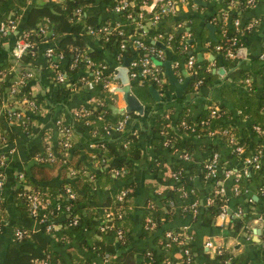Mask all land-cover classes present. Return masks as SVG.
Instances as JSON below:
<instances>
[{
    "label": "crops",
    "instance_id": "1",
    "mask_svg": "<svg viewBox=\"0 0 264 264\" xmlns=\"http://www.w3.org/2000/svg\"><path fill=\"white\" fill-rule=\"evenodd\" d=\"M48 1L27 0L25 9ZM246 1L248 8L241 17L242 23H245V29L241 40L234 49V55L228 58H221L217 50L210 46V43L219 36V32L216 31L218 17L223 14L224 10L237 13L234 8H232L234 10L227 9L225 0H188L174 6L177 12L174 11L175 14L170 22L171 24L181 22L182 27H177L175 23L172 30H175V33L179 32L178 40L183 32H189L188 37L184 38V43L188 45L185 50L187 55H192L194 61L204 60L208 69L213 73V77L206 84L193 83L191 90L185 91L188 80L195 75L196 71L187 67L185 62L187 55L184 56L179 51V45L172 41L170 45H165L164 58L158 62L163 68L165 83H168L162 89L157 87L160 95L158 100L154 99L148 87L145 89L144 85L133 82L128 76V71L126 73L128 79L126 81L121 80L120 68L123 66L124 57L119 59L117 51L114 52V50L111 51L96 42L93 43L94 48L98 49L108 68L115 75L114 94L112 97H106L110 113L113 116L123 114L118 109L127 106V103L123 97V92L116 89L126 83L131 84L133 94L143 105L141 113L134 110L124 112L130 114L126 126L137 137L136 145L139 147L140 157L134 162L135 167L128 180L135 185V195L131 200V208L127 211L129 220H127L126 225L129 242L127 246L120 247L118 252L124 251L127 247H133L134 264H148L144 262V252L146 249L157 246L154 240L155 234L143 231V217L150 200L153 198L158 201L160 193L165 189L172 188V182L168 180V177L172 174L174 165L180 164L184 172L183 178L198 189L200 196L198 199L201 201V196L209 190L214 181L209 182L207 178L200 180L199 168L212 153L217 154L218 174L215 183L219 182L222 187L221 195L224 198L226 209L232 212L239 208L241 216H245V227L237 232L225 233L223 229L228 225L229 217H221L217 214L211 225L204 226L194 223L192 221L194 215L191 212L188 215L185 214L177 206L172 207V219L167 225L182 229L185 240L188 239L191 243L192 257L196 264H224L214 257L211 249L206 248L205 240H211L231 255L237 256V264H264L263 175L259 174L257 178L245 176L251 165L247 164L243 157L236 154L222 136L209 133L188 135V133L187 136L192 139V146L191 149H188L186 145L187 157L184 159L180 156L179 150L176 151L166 146L159 148L154 137H160V134L155 135L150 128L154 115L166 110L168 114L172 112L171 124L176 129L177 113L186 103H188L191 118H195L203 108H220L224 113L223 120L227 124L228 130L237 128L238 131L246 133L250 143L255 141L261 143L259 158L261 163L264 162V137L254 130V124H252L253 120L260 119L259 113L264 114V75L258 72L259 66L264 63V0ZM100 12L101 7L98 4L94 3L88 6L87 13L98 14ZM101 14L103 15V13ZM112 14L116 18L119 12L115 11ZM114 20L116 22L119 19ZM24 26L25 18L20 15L16 27L0 39V66L10 64L9 68L5 70L4 77L5 80L12 79V82L23 71L33 72L31 79L28 78L26 86H29L30 95L40 101V108L31 118V129L27 133L21 129L17 119H6L3 114V109H6L7 105L10 106V104H13V107L24 109L26 105L23 101H19L23 98H15L14 94L9 91L1 98L0 120L3 119L7 123L8 128L15 133V137L10 145L0 146V152L4 154L5 158V164L2 166L4 179L0 186V201L2 203L0 209V264H4L7 246L14 241L13 231L16 226L23 225L36 231L41 228L38 220L25 218L24 212L14 195L19 186L18 174L23 168H29L30 162L36 161V158L28 157L30 147L33 145H37L41 149L47 146L54 147L59 137L56 119L62 118L72 126L71 148L77 152L79 159L91 166L93 165L94 154L92 153L91 158L90 152L99 150L96 144L89 140V134L92 135L89 127L74 115V110L90 102L91 95L81 87L78 89L71 87V83L77 77H70V79L68 77L64 81L56 79L54 70L44 53L46 47L52 45L51 42L42 36L36 45L35 62L28 60L27 64L15 63L11 49ZM148 26L151 25L146 24L144 29L150 28ZM91 48L92 46H90ZM174 53L176 54L175 57ZM167 59H170L176 80L183 81L185 79L186 81L182 87L181 96H179L181 97L180 100H175L178 97L175 95L174 85L169 82L165 74L164 62ZM245 72H248L249 75L243 76ZM245 77L249 79V84L244 81ZM64 85H67L69 94L62 100L57 96V91ZM22 86L18 88V91L21 92ZM250 87H253L251 92H249ZM113 133L116 135L119 132L111 130L105 135L111 137ZM89 155L91 159H89ZM158 157H161L162 161H154ZM152 161L156 162L155 165H161V169L153 171L150 168ZM226 172L227 175L224 174ZM236 175L242 180V183L240 187L237 185L238 190L234 192L232 185L234 182L236 183L234 180ZM53 181H58V179ZM120 183L121 181L117 179L111 187L102 188L98 184L92 186L91 192L96 195V205L100 207L104 199L113 194ZM59 219L60 217H56L55 221ZM58 227H60V223L56 222L54 228ZM191 230L193 236L188 232ZM49 238L53 241L52 234ZM52 245L55 246V243L52 242ZM57 249L67 264H74L68 256L69 250H75L84 256L89 255L86 249L79 245L77 238L57 247ZM174 256L177 254L174 253ZM228 263L229 261L225 264Z\"/></svg>",
    "mask_w": 264,
    "mask_h": 264
},
{
    "label": "trees",
    "instance_id": "2",
    "mask_svg": "<svg viewBox=\"0 0 264 264\" xmlns=\"http://www.w3.org/2000/svg\"><path fill=\"white\" fill-rule=\"evenodd\" d=\"M117 0H60L48 2L40 5H32L28 9H25L27 0H0V21L6 19L9 15L15 17L18 21L20 15L25 18V26L23 30L37 28L38 25L47 26V33L45 37L51 42L53 48L56 51H62L64 53V59L60 63V68L69 77H78L85 73L90 75L88 71L84 68V63L80 62L76 67L71 68L70 63L74 58L76 50H87V53L95 60L106 62L101 56L97 48H94L93 43H97L105 48H109L111 51H118L120 42L122 39H126L129 33H132L136 26L137 17L135 16L137 12L143 11L145 18H149L150 14L155 8H158L162 0H129L133 4L128 5L121 12H119L118 17L115 18L112 12V6ZM238 2L233 5L232 8L238 10L237 13L226 12L218 17L216 20V31L219 32L217 39H214L210 43V46L220 44L225 47L230 43L232 37H236L237 40H241V36L244 32V24L242 23L241 17L244 11L248 8L246 0H237ZM148 6H145L144 3ZM98 4L101 7V12L98 14L87 13L88 6L91 4ZM228 0H225V6L227 9ZM77 8H81V13L76 12ZM233 9V10H234ZM177 12V10H175ZM174 13L163 15L157 24L152 25L146 31L145 41L147 43H152V35L157 32H173V40L177 41L178 33L174 32L173 24L170 20L174 16ZM103 13V15L101 14ZM131 13L135 16L133 18H126V14ZM237 16L239 18V29L236 30L232 24V19ZM119 19V22H124L121 26L124 33L119 34L117 29L111 30L108 34V39L105 40L103 37H96L86 32V26L88 25H102L104 23H109L113 19ZM170 24V25H169ZM3 36L0 34V39ZM30 38L37 45L40 42V35L32 32ZM127 41V48L123 51V57H131L134 55V50L130 46V41ZM189 42V40H188ZM158 48H165L161 41L153 42ZM90 46L92 48L90 49ZM36 51V46L34 47ZM175 52V51H174ZM217 52L220 54L221 58L224 57L221 49ZM183 55H187V51L183 52ZM176 54L174 53V57ZM36 57V52L27 53L20 59L21 63L27 64L28 60L33 62ZM196 73L192 76L186 86L185 91L191 90L194 81L197 78H201L200 85L206 84L212 80L213 73L208 69L206 62L204 60L194 61ZM10 64H4L0 66V105L1 98L6 92H10V87L13 84L12 79L5 80L6 69H8ZM258 72L264 75V63H262ZM249 75L245 72L243 76ZM11 80V81H10ZM27 83L21 87V92H14L15 98H32L36 99L30 95L29 86ZM168 83H164L163 87H166ZM143 86V85H142ZM20 87V86H19ZM18 87V88H19ZM145 89L148 87L144 85ZM67 85L62 86L57 91V96L59 99H64L68 96ZM86 90L91 97L93 96H106L111 93L110 89H102L100 84H96L92 90ZM253 91V87H250L249 92ZM251 94V93H250ZM181 97L175 98V100H180ZM37 104H40L38 99L35 100ZM104 107L108 110V104L105 102ZM170 107V106H169ZM18 107H13L10 104L9 111L12 113L11 118H9V113L7 109H3V114L6 119H15L13 112L18 110ZM169 109V108H167ZM188 103H186L177 113L176 117V129L172 127V112L167 117L165 115L166 110L156 113L153 117L150 128L153 133L160 134V137L156 136L157 145L160 148L166 147H176L177 149L185 150L186 145L188 149H191L192 139L191 134H203L212 131V134L222 136L226 138L225 134L220 132L221 129L226 128L227 124L224 122V113L219 108L217 109V115L209 116L210 108H203L195 118H191L190 112L188 110ZM255 112V110H254ZM35 112H29L24 115L23 123H19L21 129L25 132H29L31 129V118ZM260 114L259 120H253L252 124H257L264 131V114ZM119 115L113 116L111 113L105 115V119L97 120L93 119L92 125L96 128L97 133L95 135L89 134V140L91 142H104L105 148L95 150L91 153V158L93 156V161L91 166L86 165L85 161L77 157V152L74 151L69 145L67 148L63 147L58 143L59 138L56 140L54 147L51 149L54 153V158L52 160H38L36 158L35 162H30L29 168H23L21 170L22 179H19V186L15 190L14 195L22 211L24 212L25 218H32L28 211L27 198L21 194L24 190L20 185H28L30 189L41 191V195L48 199L51 204L61 201V207L57 210L59 220L55 221L56 217L49 214V221L54 223L59 222L60 227L52 228L51 230H46V224L40 223L41 228L36 230H31L30 228L18 225L16 227L25 228L28 230V235L22 239H15L12 243L7 246V251L4 257V264H54L59 261L61 264H67L63 259L61 253L57 247L62 246L74 238L79 240V245L86 249L89 255L84 256L75 250H69L68 256L71 258L74 264H134V248L127 247L124 251L118 252L120 247H125L128 244V227L126 225L127 220H129V215L127 211L131 208V200L135 195L134 183L128 181L131 177L132 171L135 167V163L140 157L139 147L136 145L137 137L136 135L126 128L117 133H113L111 137H106L103 129V125L108 120H114ZM185 120L187 123H191L195 127V131H191L180 124L181 120ZM204 123L200 121L204 120ZM10 120V121H11ZM18 121V119H17ZM233 137L235 144H240L243 146L241 157L249 156L253 153H259L260 142L249 141V137L245 132L238 131L237 128L229 130ZM185 133V134H182ZM14 134L7 126V123L1 119L0 120V146L10 145L14 140ZM264 137V135H262ZM165 139L168 140L164 144ZM126 141H129L127 145H124ZM184 144V148L182 147ZM44 146V145H43ZM42 146V147H43ZM46 147L42 148L37 145L30 147L28 152V157H36L37 155H44ZM187 150V149H186ZM189 151V150H187ZM93 153V154H92ZM2 153L0 152V155ZM107 158L106 161H101V157ZM238 156V155H236ZM90 155H89V159ZM114 161V162H112ZM154 161H162L161 157L156 158ZM152 161L151 169L157 171L161 169V165H155L156 162ZM264 165V162L262 163ZM203 165V164H202ZM199 168V179H206L205 171L203 166ZM125 166L126 171L119 177L112 175V169L115 167ZM70 168L75 170L74 173L70 171ZM180 170L178 176L169 175L168 180L172 182V188L165 189L159 194L160 199L157 201L152 198L150 203H148L147 211L144 213L142 227L143 231L151 234H155L154 240L157 246L146 249L144 252V262L148 264H165L166 259H170L173 264H196L193 261L192 249L190 241L184 237L182 229L177 226L170 227L167 225L172 219V207L177 206L180 211L185 214H190L191 207L189 203L196 202V213L192 218L194 223L209 226L213 223V219L220 209V205L224 203V198L220 193H216L215 178H207V181H214L213 185L201 196V201L198 197V189L191 183L185 181L183 178V169L180 164L174 165L172 172ZM259 174L264 177V171L262 168L256 169L252 165L246 173L245 176L257 178ZM58 179V181H53ZM121 181L120 185L117 187L113 194L108 195L101 206L96 205L95 199L96 195L91 192L92 186L98 184L102 188L111 187L117 181ZM242 180L238 177L235 185L240 187ZM66 186H70L74 192V197H68L66 194ZM121 188H127L128 192L124 196L123 201L116 199V194ZM182 190L186 192L185 196L181 195ZM206 197H210L211 201L206 203ZM172 201V204L170 202ZM65 204L70 205V209L65 208ZM0 201V209H1ZM112 209L114 211L122 210L123 217L114 218L115 228L120 226L123 228L124 237L123 239H118L116 237L115 229L101 230L100 225L102 223V218L104 217L105 211ZM74 218L77 219L73 222ZM147 218H151L155 222L153 228H146L145 223ZM245 216L233 217L229 220L228 225L224 227V232H237L239 229L245 227L244 223ZM167 230H172L174 232H179V238L181 242L177 243L174 241L170 242V245H166L168 239L165 237V232ZM193 236V231H188ZM50 234L53 235V241L50 240ZM55 243V246L52 245ZM117 244V246H116ZM187 248L188 252L183 253V248ZM147 251H151V255H147ZM105 253L109 254V259L103 261V255ZM174 253L177 256H174ZM214 257L219 261L223 262L224 259H228L230 264H237V256L231 255L227 250L222 248L220 253H213ZM228 263V264H229ZM223 264V263H222Z\"/></svg>",
    "mask_w": 264,
    "mask_h": 264
},
{
    "label": "built area",
    "instance_id": "3",
    "mask_svg": "<svg viewBox=\"0 0 264 264\" xmlns=\"http://www.w3.org/2000/svg\"><path fill=\"white\" fill-rule=\"evenodd\" d=\"M53 1H60V0H53ZM188 0H162L159 4L158 8H155L152 13L150 14L149 18H145V14L143 11L137 12L135 15L137 19H135V16H133L131 13L126 14V18H133L136 20V26L132 33H129L127 35V38L130 41V46L135 51L134 55L131 56L129 63H128V76L129 78L139 85H149L153 84L156 88L160 87L159 89H162L164 83H165V75L163 73L162 66L158 63L160 60L164 58V52L165 48H158L153 43L154 41H161L164 46L170 45L173 40V32H157L152 35V43H147L145 41V35L146 31L144 29V26L146 24L155 25L158 23L159 19L165 15L174 13L175 8L174 6L178 3H185ZM238 1L237 0H228V8L232 9L233 5H235ZM133 4V2L129 0H117L116 3L112 6V10L115 12H121L124 8H126L128 5ZM145 6L148 4L145 2ZM233 10V9H232ZM76 12L78 14L81 13V8H77ZM227 10H224L223 14H225ZM238 12V10H236ZM124 22L119 21H112L109 23H104L102 25L98 26H92L88 25L86 26V32L96 36V37H103L105 40L108 39V34L111 30L117 29L119 34H123L124 31L122 29V25ZM232 24L234 25L235 29L238 30V24H239V18L235 16L232 19ZM17 25V19L12 16H8L6 19L0 21V34L2 36L7 35L11 30H13ZM148 26V27H151ZM177 27H182L181 22L176 23ZM32 32H35L36 34L40 35V37L45 36L47 33V26L44 25H38L37 28L27 29V30H21L18 37L15 39L14 44L11 49L12 57L15 61V63H20V59L23 55L29 53H34L36 46L35 42L30 38V35ZM189 32H183L180 35V39L175 41L177 43L179 51L183 53L188 45L184 43V38L188 37ZM125 38L122 39L119 45V49L117 51V57L121 59L123 57V51L127 48V40ZM239 43L236 37H232L229 44H227L225 47L222 48L220 44L214 45V48L216 50L221 49L223 52L224 57H232L234 55V49L236 45ZM45 55L47 60L50 63L51 68L54 70L55 77L58 81H64L65 79H68V76L66 73L61 70L60 63L64 59V53L62 51H56L53 48V45H49L45 49ZM74 58L72 62L70 63V67L74 68L76 67L80 62L84 63V68L90 75H87L85 73L81 74L77 77L75 81L71 83V87L74 89L83 88V89H89L92 90L96 84H100L102 89H110L111 94L106 96H93L90 99V102L86 105L81 106L80 108L74 110V115L76 118L83 121L85 125H87L91 131L92 135H95L97 133L96 128L92 125L93 119L96 118L97 120H103L105 119V115L109 114V110L104 107L105 102H107L108 96L112 97L114 94L113 92V86L115 83V75L113 71H111L108 68V65L106 62L97 61L93 59L88 53L87 50H76L75 54L73 55ZM186 65L187 67L195 69V63L194 58L192 55L186 56ZM33 73L31 71H23L12 83L10 87V93L13 94L14 92L18 91V87L21 85H24L25 81L31 77ZM201 81V78H197L194 81V84H199ZM244 81L249 84V79L247 77L244 78ZM20 102L23 101L24 104H26V109L23 110V108H19L15 112H13V115L15 116V119H18V122L23 123V117L25 114L30 112L37 113L40 106L33 101L32 98L23 97V99H19ZM7 111L9 118H11L12 113L9 111L10 106H7ZM217 108L210 107L209 116L217 115ZM166 116H168V113H165ZM130 119V114L123 113L120 114L119 117L116 119L108 120L103 125L104 133H110L111 130H117L118 132L123 131L126 128L127 122ZM205 119L200 121V123H204ZM56 124L59 129V140L58 143L62 145L63 147H68L71 145V137L73 133L72 126L65 121L62 118L56 119ZM180 124L184 126L185 128H188L191 131H195V127L191 123H187L185 120H181ZM254 130L261 135H264V131L261 130L259 125L253 126ZM220 132L224 133L226 138L225 141L228 143L234 152L236 154L240 155L242 152L243 146L240 144H235L234 137L232 133L224 128L221 129ZM209 134H212V131L207 132ZM129 141H126L124 145H127ZM168 142L167 139H165L164 144ZM97 147L99 149H103L105 147L104 142L97 143ZM172 148V147H171ZM172 149L180 152V156L182 158L187 157V152L185 150L177 149L176 147H173ZM44 155H37L35 158L38 160H52L54 158L53 150L50 146L46 147V150L43 153ZM243 159L247 164L252 165L254 168L259 169L262 168L264 171V165L261 163L259 158V153H253L249 156H244ZM107 158L102 156L101 161H106ZM5 158L4 154L2 153L0 155V186L4 179V172L2 169V166L5 164ZM206 171H205V177L206 178H216L218 174V166H217V154L212 153L208 160L203 162L202 165ZM125 166L115 167L112 169V175L115 177H119L126 171ZM70 171L72 173L75 172L73 168H70ZM180 170L172 172L173 176H178ZM224 172V171H223ZM245 172V170H244ZM227 175L228 173H224ZM19 178L22 179V173L20 172L18 174ZM234 180L236 181L238 179V175L234 176ZM216 180V179H215ZM217 187H215V192L222 194V187L220 186V183H215ZM22 188H24L23 191H21V194L24 195L27 198V205H28V211L32 218L38 220L40 223L46 224V230H51L55 227V223L49 218V214L53 215V217L58 216V209L61 207V201H57L54 204H51L48 199L44 198L41 195V191L30 189L28 185L21 184ZM264 189V188H263ZM232 190L236 192L238 190L237 185H232ZM128 189L127 188H121L118 193L116 194V199L119 201H123L124 196L127 194ZM66 194L68 197H74V192L71 189L70 186H66ZM182 196L186 195V192L182 190L181 192ZM206 203H209L211 201L210 197H206ZM150 203V202H149ZM172 204V201L170 202ZM196 202L189 203V207H191V213L194 215L196 213ZM66 209H70L69 204H65ZM123 211H114L112 209H108L104 213V217L102 218V223L100 225L101 230L106 229H115L116 237L118 239H123L124 232L123 228L118 226L115 228V222L114 218H121L123 217ZM221 217H229L230 219L233 217H240L241 216V210L239 208L235 209L232 212L227 211L225 202L220 205V209L217 213ZM216 214V215H217ZM77 219L74 218L73 222H76ZM155 226V222L151 220V218H147L145 227L146 228H153ZM28 235V230L25 228L16 227L13 231V237L15 239H22ZM165 237L168 239L166 245H170L171 241L174 242H181V239L179 238V232H174L172 230H167L165 232ZM207 249H211L213 253H220L222 251V247L220 245H215L211 240H205L204 242ZM183 253H187L188 249L185 247L183 248ZM147 255H151V251H147ZM109 259V254L105 253L103 255V261H107ZM229 261L228 259H224V264ZM54 264H61L59 261L55 262ZM96 264V263H93ZM165 264H173L170 259H166Z\"/></svg>",
    "mask_w": 264,
    "mask_h": 264
},
{
    "label": "water",
    "instance_id": "4",
    "mask_svg": "<svg viewBox=\"0 0 264 264\" xmlns=\"http://www.w3.org/2000/svg\"><path fill=\"white\" fill-rule=\"evenodd\" d=\"M130 58L131 57H125L123 60V66L120 68L121 80L126 81L128 79L126 76V73L128 71L127 66H128ZM164 63H165V74L167 75L169 82L172 83V85H174L175 95L177 97H179V96H181L182 87L185 85L186 81H185V79L183 81H177L176 80V78L172 72L170 59L165 60ZM116 90H120L123 92V97L127 103V106L118 109L119 112L124 113L126 111L134 110V111L141 113V108L143 105L140 103V101L135 96V94H133V92L131 90V84L130 83H126V84L122 85L121 87H118ZM148 90L152 94L154 99L158 100L160 98L159 91L157 90V88L153 84L148 85ZM258 232L259 231L257 229V233Z\"/></svg>",
    "mask_w": 264,
    "mask_h": 264
},
{
    "label": "rangeland",
    "instance_id": "5",
    "mask_svg": "<svg viewBox=\"0 0 264 264\" xmlns=\"http://www.w3.org/2000/svg\"><path fill=\"white\" fill-rule=\"evenodd\" d=\"M31 72H32V71H31ZM32 73H33V72H32ZM29 79H31V77H29ZM27 81H28V79L25 81V83H26ZM110 94H111V93H110ZM110 94H109V95H110ZM35 100H36V99H34L33 101L35 102ZM24 105H26V104H24ZM38 105H39V104H38ZM7 106H8V105H7ZM24 109H26V107H25ZM24 109H23V110H24ZM109 112H110V111H109ZM168 116H169V114H168ZM71 138H72V137H71ZM97 143H98V142L95 143L96 146H97ZM104 148H105V147H104ZM104 148H103V149H104ZM98 149H99V148H98Z\"/></svg>",
    "mask_w": 264,
    "mask_h": 264
}]
</instances>
